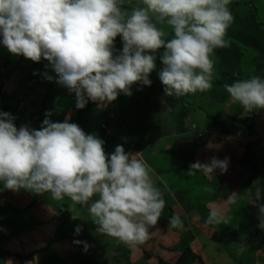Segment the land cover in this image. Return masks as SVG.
Returning a JSON list of instances; mask_svg holds the SVG:
<instances>
[{"label": "rangeland", "instance_id": "1", "mask_svg": "<svg viewBox=\"0 0 264 264\" xmlns=\"http://www.w3.org/2000/svg\"><path fill=\"white\" fill-rule=\"evenodd\" d=\"M137 3L125 0L123 6ZM229 8L230 44L212 56L213 87L181 97L163 95L157 59L151 86L138 91L133 85L131 96L118 95L99 109L90 101L78 110L74 94L44 78L46 61L32 62L0 46V111L15 116L17 127L39 128L49 110L51 120L63 121L67 116L86 133L102 138L106 153L117 144L137 153L152 169L166 201L157 225L150 226L149 238L130 247L98 231L87 206L68 197L56 200L47 192L0 190V264L8 260L12 264H264V231L257 227L254 196L257 189L264 191V109L245 111L223 87L252 75L264 77V0H231ZM162 27L164 38H171V28ZM115 46L120 47L119 37ZM143 103L148 106L140 114L141 127L137 122L128 124L124 138L116 124ZM144 121H148L146 129ZM152 128L164 130L159 140L164 143L136 148L134 141L147 139ZM212 156L230 158L226 173H187L191 163ZM230 191L240 193L235 203L226 199ZM259 203L264 204V197ZM213 211L228 222L206 223ZM172 215L181 219L182 228L167 227ZM77 225L82 227L79 235L74 234ZM75 240L87 241L88 250Z\"/></svg>", "mask_w": 264, "mask_h": 264}, {"label": "clouds", "instance_id": "2", "mask_svg": "<svg viewBox=\"0 0 264 264\" xmlns=\"http://www.w3.org/2000/svg\"><path fill=\"white\" fill-rule=\"evenodd\" d=\"M124 2L0 0V46L32 62L46 61L44 78L74 94L78 110L90 101L99 109L118 95L131 96L133 85L138 91L151 86L157 59L164 96L204 93L213 87L212 56L230 44L226 32L233 21L231 0H138L131 8ZM165 25L173 32L169 39L164 38ZM223 87L245 111L264 109V77L252 75ZM51 115L45 112L39 128L17 127L15 116L0 111V190L68 197L87 206L98 231L130 247L144 243L166 204L150 166L122 144L106 153L97 134L86 133L67 116L54 121ZM229 162L228 157L212 156L191 163L187 173L224 174ZM239 195L230 191L226 199L235 203ZM254 196L257 227L264 231V204L259 203L264 191L257 189ZM221 222L228 218L215 211L206 220ZM167 227L179 229L183 223L172 215ZM81 231L80 225L74 228L75 235ZM74 243L85 252L89 248L87 241Z\"/></svg>", "mask_w": 264, "mask_h": 264}, {"label": "crops", "instance_id": "3", "mask_svg": "<svg viewBox=\"0 0 264 264\" xmlns=\"http://www.w3.org/2000/svg\"><path fill=\"white\" fill-rule=\"evenodd\" d=\"M147 106H148L147 104L143 103L140 106L139 109L135 110L133 113L130 114V116H129L128 119L122 120L120 123H118V125L116 124L117 132L118 133H122L123 135L122 134L121 135L124 138H128V137H126V134H124V132H123V130H126V127H127L128 124H136V122H137V127H139V126L141 127V123L140 122L143 121V118L141 116L142 115L141 112ZM146 111H147V108H146ZM147 117L148 116H146V119H147ZM157 117L161 118L160 120L164 121L163 120L164 118L163 117H160L158 114H157ZM152 118H153V116L150 117L149 119L151 120ZM150 120H148V121H150ZM148 121H144L142 123V125L145 127V129H146V124H147ZM155 121L158 122V120H155ZM151 131H152V134H151V136H148L147 139H145L143 141H140V142L134 141V143L136 144V146H135L136 148H138L139 150H144L145 148L150 147V146H153V145H154V148L156 146H158L155 142H157V141L159 142V140H161V139L163 140L164 130L163 129H160V131L158 132V131H156V129H153L152 128ZM263 132H264V130H263ZM169 136H173V135L170 134ZM131 140L133 141L134 139L132 138V139H130V141ZM159 143L162 144V143H164V141L163 142L160 141Z\"/></svg>", "mask_w": 264, "mask_h": 264}, {"label": "trees", "instance_id": "4", "mask_svg": "<svg viewBox=\"0 0 264 264\" xmlns=\"http://www.w3.org/2000/svg\"><path fill=\"white\" fill-rule=\"evenodd\" d=\"M203 142H205V140Z\"/></svg>", "mask_w": 264, "mask_h": 264}]
</instances>
